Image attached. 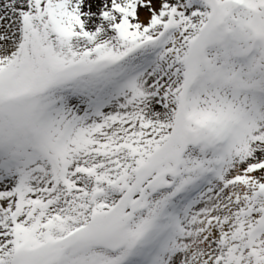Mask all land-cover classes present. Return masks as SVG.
<instances>
[{
	"label": "snow or ice",
	"instance_id": "1",
	"mask_svg": "<svg viewBox=\"0 0 264 264\" xmlns=\"http://www.w3.org/2000/svg\"><path fill=\"white\" fill-rule=\"evenodd\" d=\"M0 264H264V0H0Z\"/></svg>",
	"mask_w": 264,
	"mask_h": 264
}]
</instances>
